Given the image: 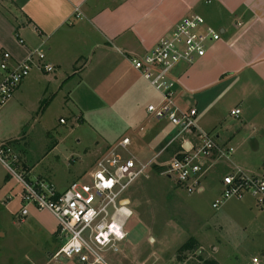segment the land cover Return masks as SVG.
<instances>
[{"label": "rangeland", "instance_id": "1", "mask_svg": "<svg viewBox=\"0 0 264 264\" xmlns=\"http://www.w3.org/2000/svg\"><path fill=\"white\" fill-rule=\"evenodd\" d=\"M95 70L90 71L85 84L75 86V82L56 83L54 73L35 67L22 93L16 92L0 107V142L9 144L19 158L16 164L20 167H15L18 172L27 166L33 181L39 178L59 191L76 181L89 183L88 174L98 158L124 136L132 139L130 152L139 161L154 158L155 151L146 134L158 122L144 120L148 105L158 101V93L142 76L134 74L131 78L141 85L144 96L133 101L132 89L113 81L110 71H102L104 89H98ZM114 85L115 89L109 88ZM237 93L234 87L222 100L225 106L217 116L222 122L217 125L219 131L228 126L237 131L241 120L230 115L238 101ZM141 126L145 131L141 132ZM256 136L259 148L249 142L239 148L234 145L230 161L223 159L211 168L203 181V192L188 193L176 178L164 176L160 166L134 183L125 194L132 200L129 208L133 212L125 228L128 237L119 244L118 253L103 254L108 263L246 264L263 253L264 207L256 198L246 194L243 199L227 200L218 210L213 208L227 174L237 172L238 168L250 175L262 173L264 135ZM170 156L164 154L161 161L166 162ZM3 190L7 191L8 203L6 207L0 206V264H78L54 257L64 241L54 233L57 221L50 212L31 205L29 215L20 218L16 196H20L22 189L0 162V196ZM13 211H18V215ZM191 239L196 241L195 249L180 253V248ZM149 254L153 255L150 260Z\"/></svg>", "mask_w": 264, "mask_h": 264}, {"label": "crops", "instance_id": "2", "mask_svg": "<svg viewBox=\"0 0 264 264\" xmlns=\"http://www.w3.org/2000/svg\"><path fill=\"white\" fill-rule=\"evenodd\" d=\"M192 14L204 17L207 25L219 27L222 37L209 47L204 58L193 64L182 63L174 70L178 105L196 109L198 131L213 135L219 144L239 148L249 142L259 148L256 133L264 135V0H0V52L11 53L15 65L41 47L45 62L55 67L52 73L56 83L85 84L90 71L96 69V88L104 89L103 72L110 71V78L125 83L132 89L133 101H139L144 92L141 94V85L131 76L142 75L132 60L146 55ZM26 82L16 92L22 93ZM234 87L238 101L230 115L235 117L232 111L240 109L235 118L241 122L237 131L231 126L219 131L217 125L222 122L217 116L225 106L222 100ZM190 98L194 101H188ZM146 114L145 122H158L146 134L157 155L174 140L178 130L168 121L151 120L147 110ZM184 141L185 145L187 141L194 143L196 134L176 139L164 154L173 156ZM23 169L31 174L27 166ZM2 192L0 206L6 207L7 191ZM16 199L20 209L21 196ZM18 211L13 214L18 215ZM57 228L53 227L55 234ZM152 256L147 257L150 260Z\"/></svg>", "mask_w": 264, "mask_h": 264}, {"label": "built area", "instance_id": "3", "mask_svg": "<svg viewBox=\"0 0 264 264\" xmlns=\"http://www.w3.org/2000/svg\"><path fill=\"white\" fill-rule=\"evenodd\" d=\"M210 2V1H208ZM222 33L207 25L204 17L192 14L185 17L146 55L132 60L133 67L158 93L159 100L147 108L151 120L168 121L178 133L162 152L148 162L139 161L131 152L132 140L126 136L111 145L97 160L88 175L91 181H76L66 190L41 179L34 181L29 172L20 167L12 147L0 144V162L21 187L19 215L27 217L31 205L50 212L57 221L56 234L64 241L55 254L57 259L75 260L78 264H109L103 256L106 252L118 253L119 244L128 234L125 230L133 216L129 199L125 194L138 180L148 177L155 167L162 168L167 178H176L180 187L192 194L203 192V181L211 168L223 159L230 161L234 147L224 146L216 138L198 131L196 109H182L175 92L177 81L173 78L176 67L182 63L193 64L204 58L209 47L221 40ZM24 44L22 39H19ZM13 56L7 51L0 52V107L5 106L20 85L37 67L47 73L55 71L47 64L46 54L41 47L30 52L29 57L15 65ZM240 109L232 111L238 117ZM62 122L64 120H61ZM144 131V127L140 129ZM196 134L194 143L183 142L181 149L162 162V156L174 141L187 134ZM11 160V165L6 161ZM222 194L213 203L219 209L227 200L243 199L251 194L264 207V168L261 175H248L238 168L222 180ZM110 208L114 211L110 213ZM127 212H124V211ZM246 264H264L263 253L252 257Z\"/></svg>", "mask_w": 264, "mask_h": 264}, {"label": "trees", "instance_id": "4", "mask_svg": "<svg viewBox=\"0 0 264 264\" xmlns=\"http://www.w3.org/2000/svg\"><path fill=\"white\" fill-rule=\"evenodd\" d=\"M195 247H196V241L194 239H191L180 248V253L194 250ZM204 264H217V263L216 262H207Z\"/></svg>", "mask_w": 264, "mask_h": 264}, {"label": "water", "instance_id": "5", "mask_svg": "<svg viewBox=\"0 0 264 264\" xmlns=\"http://www.w3.org/2000/svg\"><path fill=\"white\" fill-rule=\"evenodd\" d=\"M63 262H65V263H67L68 262V260H66V259H61Z\"/></svg>", "mask_w": 264, "mask_h": 264}, {"label": "bare ground", "instance_id": "6", "mask_svg": "<svg viewBox=\"0 0 264 264\" xmlns=\"http://www.w3.org/2000/svg\"><path fill=\"white\" fill-rule=\"evenodd\" d=\"M124 212H127L126 210Z\"/></svg>", "mask_w": 264, "mask_h": 264}]
</instances>
